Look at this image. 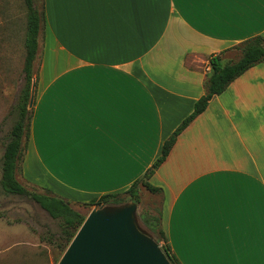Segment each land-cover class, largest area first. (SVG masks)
Returning <instances> with one entry per match:
<instances>
[{
    "label": "crops",
    "instance_id": "0c3cea01",
    "mask_svg": "<svg viewBox=\"0 0 264 264\" xmlns=\"http://www.w3.org/2000/svg\"><path fill=\"white\" fill-rule=\"evenodd\" d=\"M42 8L24 169L40 173L31 187L73 206L128 189L204 94L208 57L235 61L231 47L264 37V0ZM17 22L4 3L0 28ZM148 182L161 189L162 229L180 264H264V60L178 134Z\"/></svg>",
    "mask_w": 264,
    "mask_h": 264
},
{
    "label": "trees",
    "instance_id": "16d2710c",
    "mask_svg": "<svg viewBox=\"0 0 264 264\" xmlns=\"http://www.w3.org/2000/svg\"><path fill=\"white\" fill-rule=\"evenodd\" d=\"M37 1L22 0L26 9L22 63L24 83L15 104L10 110V115L14 118L1 157L0 189L7 195L19 196L34 202L48 217L58 222V233L49 235L47 240L50 242L55 240L57 249L63 253L86 216L75 211L66 200L58 198L45 190H30L20 184L16 178L22 151L26 147L28 140L31 118V108H28V103L31 81L34 75L33 63L37 55L39 33L43 28L42 0H40L39 6L36 5ZM230 49L239 53V58L236 61L225 62L223 60V51L208 57L209 71L205 75L204 94L195 101L192 112L182 120L173 133L163 142L159 156L144 174L125 191L102 195L92 199L84 206H102L124 202L139 203V187L144 188L151 194L161 192L160 188L149 184L148 179L166 159L178 134L206 109L208 103L215 96L221 94L232 81L246 70L264 60V37L261 35L249 37ZM34 83H36V79H34ZM142 221L154 233L156 240L163 243L161 249L170 263L180 264L173 255L162 229L160 212L155 216H145Z\"/></svg>",
    "mask_w": 264,
    "mask_h": 264
},
{
    "label": "rangeland",
    "instance_id": "374dc122",
    "mask_svg": "<svg viewBox=\"0 0 264 264\" xmlns=\"http://www.w3.org/2000/svg\"><path fill=\"white\" fill-rule=\"evenodd\" d=\"M4 3L8 5V9L16 16L18 22L14 30L13 27L0 28V166L4 145L14 118L10 115V110L24 83L22 63L26 15L22 0H0L1 9ZM36 5H40V0ZM40 35L39 33V37ZM39 37L38 42L41 43ZM41 60L40 49L33 63L35 70ZM25 156L26 147L22 151L16 178L20 184L34 190L30 183L36 180L40 173L36 169H31L32 172L24 169L27 168ZM138 195L139 203H136L138 222L145 232L156 239L154 233L143 223L142 218L155 216L158 212L161 216L162 196L159 193L151 194L142 187L138 188ZM70 207L87 216L94 207L98 206L70 205ZM58 231V222L48 217L34 202L19 196L7 195L0 189V264H57L62 252L57 249L55 240L50 242L47 238ZM158 244L161 247L163 243L160 241Z\"/></svg>",
    "mask_w": 264,
    "mask_h": 264
},
{
    "label": "water",
    "instance_id": "95a60500",
    "mask_svg": "<svg viewBox=\"0 0 264 264\" xmlns=\"http://www.w3.org/2000/svg\"><path fill=\"white\" fill-rule=\"evenodd\" d=\"M31 81L28 108L33 101ZM137 204L94 207L76 231L57 264H171L136 216Z\"/></svg>",
    "mask_w": 264,
    "mask_h": 264
}]
</instances>
